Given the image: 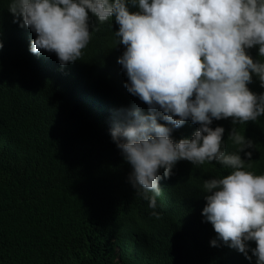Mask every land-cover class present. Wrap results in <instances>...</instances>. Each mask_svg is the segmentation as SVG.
<instances>
[{
  "label": "clouds",
  "instance_id": "clouds-1",
  "mask_svg": "<svg viewBox=\"0 0 264 264\" xmlns=\"http://www.w3.org/2000/svg\"><path fill=\"white\" fill-rule=\"evenodd\" d=\"M23 46L24 75L13 60ZM84 49L89 59H81ZM8 63L30 109H53L66 127L78 117L94 133L97 117L111 119L102 120L110 132L102 135L113 151L105 165L115 171L99 180H108L120 207L127 196L125 207L141 202L159 219L169 179L189 167L222 166L221 177L204 178L206 203L198 202L201 216L192 222H209L205 233L185 244L195 238L192 246L206 249L200 255L230 264H264V142L252 140L264 123V0H0L1 83ZM51 85L55 103L48 105ZM113 98L125 103L104 101ZM95 99L102 102L93 119L76 113L77 101L93 110ZM46 115H32V134ZM229 117L233 126L224 128ZM187 121L194 131L174 140ZM43 144L39 138L36 153Z\"/></svg>",
  "mask_w": 264,
  "mask_h": 264
},
{
  "label": "trees",
  "instance_id": "trees-1",
  "mask_svg": "<svg viewBox=\"0 0 264 264\" xmlns=\"http://www.w3.org/2000/svg\"><path fill=\"white\" fill-rule=\"evenodd\" d=\"M25 50L23 46L20 57L24 59V69L20 60L13 57L22 75L26 68ZM86 52L84 49L81 59L88 56ZM29 53V66L33 69L34 56ZM7 67L4 71L9 77L7 83L0 82V264H209L214 260L200 255L206 254L205 248L193 249L190 243H185L199 202L200 191L196 188L201 190L204 178L216 173L219 166L206 163L189 167L188 178L187 173L169 179L163 204L156 209L161 213L159 219L152 217V209L148 210L141 202L132 210L125 207L127 196L120 207L108 180L105 184L99 180L100 176L115 171V164L105 165L113 151L102 135H110L102 120L110 124L111 119L96 118L95 122L101 125L98 133L87 127L90 122L86 121L85 125L78 117L74 119L76 123H66V127L53 109L38 112L30 109L29 106H34L29 105L31 98L11 76L14 65L8 63ZM58 75H61L59 71ZM46 93L48 105H53L52 85ZM114 98L104 101L115 106L125 103ZM101 102L95 99V109L82 110L81 101H77L76 113L86 111L93 119L91 111L99 114ZM85 105L90 106L87 99ZM38 113L47 115L36 118L40 129L34 135L29 123L32 115ZM105 113L111 111L105 109ZM261 118L264 120V116ZM187 124V128L176 129L174 140L189 134L192 123L187 121ZM227 125L233 126L230 117L226 118L224 128ZM257 134L261 137L252 139L254 145L264 142V123ZM223 137L227 139L225 133ZM39 138L44 144L40 153H36ZM27 147L29 155L24 152ZM202 226L205 225H197V236L205 233Z\"/></svg>",
  "mask_w": 264,
  "mask_h": 264
},
{
  "label": "bare ground",
  "instance_id": "bare-ground-1",
  "mask_svg": "<svg viewBox=\"0 0 264 264\" xmlns=\"http://www.w3.org/2000/svg\"><path fill=\"white\" fill-rule=\"evenodd\" d=\"M95 26H89V28H91V29H93ZM102 29H103V27H101ZM100 30V27H97V29H96V31L98 32ZM114 37H116V36H114ZM124 47V46H123ZM97 57H98V54H95V60L97 61ZM85 59H89V56H84V60ZM20 62H21V65H22V67H23V69H24V64H23V62H24V59L22 58V59H20ZM72 64V63H71ZM68 65H70V64H67V65H65V66H68ZM58 66H60V64H58ZM64 66V67H65ZM97 87V86H96ZM99 93L100 92H98L97 90L95 91V96H98L99 95ZM88 96L89 95H87L85 98L87 99L88 98ZM214 121V123H215V126H217L219 123H220V120H213ZM197 125V124H196ZM193 128V127H192ZM190 129V131H189V134H191L194 130L193 129ZM228 141V140H227ZM225 150H226V152H234L233 150H231V149H229L228 147H226L225 148ZM246 163H249V161H246ZM251 164V163H250ZM214 165L217 167V166H219L220 168H219V170L216 172V173H213L212 174V172L209 174V175H207L206 177H205V179H208V178H213V177H221V175H222V173L225 171L224 169H223V167L222 166H220L219 164H217L216 162H214ZM252 166V165H251ZM252 170H253V166H252ZM260 170H262V171H264V167H262V168H260ZM227 171H229V170H227ZM254 171V170H253ZM227 174H228V172H227ZM191 175V173H188V175H187V178L189 177ZM203 184V183H202ZM198 191H200V194H199V201H201L202 203H206V201L203 199V196H202V194H201V190H202V188H201V190H200V188H196ZM168 200H169V198H168ZM202 203H200L201 205L199 206V207H202L203 206V204ZM195 214H196V216H201V210H199V209H197L196 211H195ZM207 221H205L204 219H199L198 220V223H196V224H194V223H192V225H191V228H190V230H189V234L190 235H193L194 237L195 236H197V232H196V227H197V225L198 224H202V225H207ZM189 226V225H188ZM191 244V247L193 248V249H197V248H195V247H193L192 245H196L197 244V242H196V240H193V242L192 243H190ZM220 254H222V252H220ZM223 257H221V256H218V257H214V261H223Z\"/></svg>",
  "mask_w": 264,
  "mask_h": 264
}]
</instances>
